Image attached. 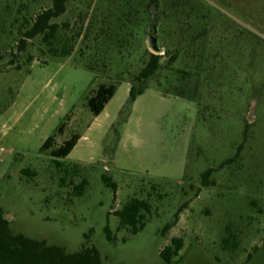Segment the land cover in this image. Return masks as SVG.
Wrapping results in <instances>:
<instances>
[{
	"label": "rangeland",
	"instance_id": "rangeland-1",
	"mask_svg": "<svg viewBox=\"0 0 264 264\" xmlns=\"http://www.w3.org/2000/svg\"><path fill=\"white\" fill-rule=\"evenodd\" d=\"M148 1L66 0L50 45L25 31L53 0H0V206L14 232L105 264H167L173 237L169 264H264V0ZM102 83L117 88L95 116ZM73 134L65 157L42 148ZM131 197L150 203L134 235L114 214Z\"/></svg>",
	"mask_w": 264,
	"mask_h": 264
},
{
	"label": "trees",
	"instance_id": "trees-1",
	"mask_svg": "<svg viewBox=\"0 0 264 264\" xmlns=\"http://www.w3.org/2000/svg\"><path fill=\"white\" fill-rule=\"evenodd\" d=\"M179 3H187L188 0H177ZM66 0H53L52 6L40 11L34 18L29 29L25 31L28 38L36 35H42L45 43L50 44L56 37L58 24L51 20L58 17L65 11ZM160 0H149L147 5L150 12L157 10ZM23 40V39H22ZM61 54H68L70 49H61ZM88 64V63H87ZM159 65V55L151 53L149 61L141 70L138 78L148 77L154 73ZM90 67V66H89ZM92 68V67H90ZM93 69V68H92ZM116 84H100L90 97L87 98V106L97 116L102 112L107 102L112 98L116 91ZM144 88L132 84L129 88V102L142 94ZM63 125L59 128L61 132ZM80 136L73 134L68 140L61 145L54 147L55 137L49 136L43 143L42 148L49 150L51 156L65 157L76 145ZM57 166L61 164L57 161ZM61 168V167H60ZM77 167H75L76 169ZM63 169V168H61ZM63 170H66L64 168ZM23 172H27L23 170ZM211 169H207L203 173V180L206 181ZM104 182L115 189V183L109 182V178L102 175ZM85 180L75 185L77 194L83 191ZM150 210V203L147 199L131 197L123 206L114 214L119 218L118 227H124L134 235L145 225L146 212ZM105 235L108 240L110 237V229L108 225L104 227ZM225 245H229L228 238L224 240ZM183 246L181 237H173L170 243L164 246L160 252V258L167 264L171 262L172 257L177 256ZM235 247V245H232ZM0 264H105L100 251L94 245L83 244L81 248L74 252H67L65 248L57 244H49L45 239H37L27 236L23 233H16L11 229L9 220L4 215V209L0 206Z\"/></svg>",
	"mask_w": 264,
	"mask_h": 264
},
{
	"label": "water",
	"instance_id": "water-1",
	"mask_svg": "<svg viewBox=\"0 0 264 264\" xmlns=\"http://www.w3.org/2000/svg\"><path fill=\"white\" fill-rule=\"evenodd\" d=\"M150 45L155 51H160V46L157 42V35H153L151 40H150ZM253 107H254V101H251L250 106H249V112H248V119L252 118V112H253Z\"/></svg>",
	"mask_w": 264,
	"mask_h": 264
}]
</instances>
